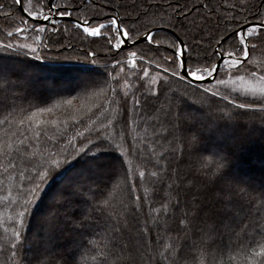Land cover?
Here are the masks:
<instances>
[{"label": "trees", "instance_id": "obj_1", "mask_svg": "<svg viewBox=\"0 0 264 264\" xmlns=\"http://www.w3.org/2000/svg\"><path fill=\"white\" fill-rule=\"evenodd\" d=\"M31 1L39 5L38 0ZM239 3L240 0H53V4L59 8L65 11L67 8L68 16L76 22L88 19L92 21V25H95L97 21L105 22L106 17L110 18L115 14L126 26L134 30V35L158 28L168 29L193 48V55L206 57L209 64L215 61L212 53L216 41L232 26L218 22L216 17L231 16L243 23L244 18L251 14L241 12L239 8L231 10V5ZM25 4L26 1L22 0L23 10ZM161 4H164L165 8ZM0 5H3L0 9V42L2 43L11 42L10 39L15 36L9 38L6 33L17 27L26 26L22 21H26L27 25L37 23L26 18L14 0H0ZM43 9V14H46L48 8ZM209 9L212 10L211 13ZM209 16L211 23H206L205 18ZM42 25L57 30L56 33L45 31L39 36L38 50L45 59L33 61L34 67L30 69V86L26 93L22 90H13L4 95L8 103L12 102V95H17L24 98L17 99L16 104L26 107L32 103L49 111L37 112L30 121L23 117L9 116L8 111H0V264H15L11 241L17 213L21 210L20 205L27 199L22 189L26 190L29 185L24 181L31 175L34 166H38L48 154L56 151L64 154L71 152L73 143L80 147L85 142V138L95 139L98 133H103L110 139L114 137L115 142L121 143V151L131 146L129 154L124 157L125 172L132 171L137 177V191L132 195L141 198L142 208L138 213L142 224L147 219L157 218L154 221L155 231H150L148 234L153 248L163 251L164 246L168 245L174 251L178 250L179 264H264V259L255 255L260 247L264 246V208L258 207V201L250 202L247 197L239 203L240 210L236 213V217L241 216L243 220L232 229H219L217 235L227 237L218 243L214 242L210 247L206 243H197L189 247L188 239L201 238V228L204 226L198 221L190 224L185 217L190 218L193 215V200L198 197L201 202H205L208 198L207 189L212 188L208 183L211 177H205L202 171H198L200 168L198 156H208V154L198 151V146L191 140L192 133L179 122L165 118L164 113L159 119H151L158 104L167 105L171 101L173 111L176 110L175 106L179 101L175 98H170L172 100L168 101L167 97L171 89H176L177 94H182L185 84L173 80L169 84L170 90L156 98L150 95L151 89L156 88L158 84L155 70H150L141 84L135 70L129 72L125 68L124 72H120V68L117 67L113 74L120 73L119 94L123 110L126 112L124 119H121L120 107L108 99L112 95L110 91L94 89L84 93L78 87L81 70L94 67L92 63L94 59L101 64L108 63V69H102L105 74L112 69L113 57L106 41L100 37L85 36L68 20L56 22L52 26ZM153 36L154 43L151 46L141 42L136 50L138 55L151 58L155 63L160 55L168 54L169 46L176 39L166 31H156ZM156 42H159V47ZM249 43H255L256 47L250 49L251 54L246 61V67L249 71L260 74L261 69H264V32L259 34V38L255 36L250 38ZM222 47L232 51L236 48V42L226 41ZM90 52L95 56H88ZM121 57L127 58L123 53H119L116 59ZM199 66H205L203 60ZM139 67L143 68L146 65L142 64ZM236 76L253 77L243 68L236 73ZM236 76L231 72L225 73L223 77L225 84L221 86V90H234L227 81ZM206 86L208 85H199V87ZM188 91L192 93L193 100L200 98V93L194 88L190 87ZM141 92L146 95H141ZM236 92L241 93L237 90ZM74 96L78 98L72 105L63 103L64 100ZM135 98L144 102L139 113L133 109ZM189 102L185 101V103ZM30 114V111L26 113V115ZM5 117H7L6 123ZM21 119H24L23 123L20 122ZM53 120L56 121L55 124L52 123ZM37 121H40L39 125ZM110 121L115 127L109 123ZM174 124L176 127H173ZM254 127L259 128V124H255ZM78 132L83 136L77 137ZM125 132L128 137L127 143H123ZM183 134L189 136L184 142L181 139ZM213 142H217L215 135L209 137V143ZM223 143L230 152V173L235 177V182L242 181L243 183L239 184L242 187L250 185L252 198H258L260 192L264 191V135L237 128ZM161 153L166 157L169 175L174 170L176 175L188 179L183 183L179 181L172 183L171 188L167 178L162 186L160 181L148 176L141 182L140 171L145 168L149 171L155 170L152 164ZM115 156L116 153L109 151L105 153L104 159L112 161ZM192 158L194 162H189ZM85 159L86 157H81L77 167ZM117 171H119L118 165ZM125 172L120 173L121 176L116 178L112 186L114 190H110L107 194L106 198L110 201L107 211L95 213V218L92 219L93 229L79 235L68 229L56 233L53 249L56 264H64V261L70 259L74 253L79 264H139L138 260L134 262L130 258L128 262L115 259L116 254L123 255L124 252L128 257L127 249L131 247L130 243L126 246L127 232L123 235L115 231V239H112L116 222L109 218V213L115 215L121 212V201L127 199L131 189V182L126 180ZM72 176L73 169L69 168L42 186L43 199L39 201L31 215L30 236L33 231L42 228L44 215L58 202L61 191L66 190L68 185L73 183ZM189 180L196 182V186L190 191H188ZM82 183L88 203L81 205L73 199L65 209L61 210L62 212L66 210L79 216L81 211H90L89 205H96L97 200L100 199L99 194L93 199L87 191L89 181L82 180ZM95 187L93 185L94 189ZM216 187H220V184ZM198 188L205 194L196 196ZM169 196H171L170 201ZM177 200L178 206H176ZM164 203L169 205L167 214L161 208V204ZM181 220H185V224L182 225ZM129 222L135 223V218L129 216L128 224ZM257 223L261 225L260 234L255 229ZM121 226H124L123 219ZM227 238L231 241H226ZM74 239L79 240L83 245L78 250L80 253L71 247ZM89 241L93 244L90 245Z\"/></svg>", "mask_w": 264, "mask_h": 264}, {"label": "snow or ice", "instance_id": "obj_2", "mask_svg": "<svg viewBox=\"0 0 264 264\" xmlns=\"http://www.w3.org/2000/svg\"><path fill=\"white\" fill-rule=\"evenodd\" d=\"M14 3L20 4L22 0H14ZM41 11L31 10V0L29 7H25L24 11L33 21H50L51 17L48 14H42L44 7L48 8L51 13L54 10L58 15L67 16L69 13L55 4L53 0H38ZM207 7V6H205ZM231 10L239 8L241 12H249L250 15L244 18V22L234 19V17L217 16L218 22H223L232 25L225 30V35L216 41V47L212 55L215 61L207 62L206 57L193 55V48L184 41L177 38L170 46L168 54H162L153 62L151 58L138 55L136 50L137 45L141 42L151 46L154 43L153 33L145 31L142 34L136 33L134 30L123 23V20L113 14L110 18L106 17L105 22L97 21L95 26L92 21L85 19L82 23H76L78 29H82L83 33L88 37H100L104 39L108 45L109 51L112 53L111 65L112 69H108V63L103 64L92 61L94 67L83 68L79 77L78 87L84 93L90 90L102 89L110 91L111 96L108 99L120 107L121 119H124L126 112L122 107V100L119 94V79L120 73H115L117 67L120 72H124L127 68L129 72L135 70L136 77L139 78L141 84L148 76L150 70H155L158 73V84L156 88L151 89L150 95L158 98L163 92L169 91L171 81H179L185 84V89L182 94L172 92L173 97L179 101L176 104V110L173 111L171 101L168 102V108H157L156 113H164L165 118L177 121L183 125L189 132L192 133L191 140L198 146L200 153H207L208 156H198L200 168L205 177H211L208 181L212 188L207 189V200H193V215L185 217L190 224L199 222L204 227L201 228V241L210 247L215 242V236L219 234L220 228H231L235 223L236 213L240 210L239 203L243 202L245 197L250 202H257L258 207L264 208V191H261L259 197L253 199L250 192V185L240 186L235 182V177L230 173V152L228 147L223 143L227 138H230L237 128H243L245 131H256L264 135V88L260 89V94L253 93L251 96L244 93H237L236 90H221V86L225 84V73L231 72L233 76L240 72L243 68L245 72L253 77L264 81V69H261L260 74L256 71H249L246 67V61L250 58V49L256 47L255 43L250 44L249 40L252 37L259 38V34L264 32V0H240L239 4L230 6ZM3 5H0V9ZM178 11V10H177ZM209 9V13H211ZM7 15V13L5 14ZM206 23H211V18H205ZM26 26L17 27L15 32H8L6 35L11 38L13 35L22 36L29 31L43 33L47 29L39 23L27 25L26 21H22ZM36 40L39 41V35H36ZM226 41H235L236 48L229 51L222 47ZM159 47V42H156ZM45 47H47L45 45ZM123 53L127 57L116 59L117 54ZM239 53V55H237ZM88 56H95L94 53H88ZM43 57L36 47H32L26 43H2L0 42V111H8L9 116L23 117L31 120L33 116L39 113L48 112L49 109L39 107L29 103L26 107L15 103L17 99H23L22 96L12 95L11 103L6 102L5 93H11L13 90H22L25 93L30 86V69L34 67V60H43ZM204 61L205 66H199L201 61ZM8 61V63H5ZM146 65L140 68L139 65ZM142 74V75H141ZM217 77H220L219 79ZM239 79V76H236ZM201 84H206V87H199ZM194 88L200 93L198 100H193L192 93L189 88ZM141 95H146L141 92ZM78 97L64 100L66 105H72L73 101ZM35 99V97H34ZM185 101H190L185 103ZM144 102L139 98L133 100V109L139 113ZM183 108V112L180 109ZM31 112L30 115L26 113ZM21 119V123L24 122ZM5 123L7 117H5ZM38 125L40 121L36 122ZM56 123L55 120L52 121ZM113 127L115 124L110 121ZM259 124V128L254 127ZM173 127H176L174 124ZM176 130H180L176 128ZM167 131V129H165ZM216 136V141L209 143V137ZM77 137H82V133H77ZM128 137L125 132L123 135V143H127ZM131 146L121 151V143L115 142L114 137L109 138L103 133H98L95 139L85 138V142L77 147L72 144V151L64 154L61 151L48 154L38 166H34L31 175L24 181L29 187L22 189L27 199H25L20 207L21 210L17 213L15 221V230L13 231V239L11 241L13 252L12 256L15 259V264H56L53 256L55 247L54 238L56 233L63 232L65 229L70 230L74 234H81L93 229L92 219L95 218V213H104L110 204L107 199V194L110 190H114L116 178L121 172H125L126 161L124 157L129 154ZM116 153L115 159L112 161L105 160L106 152ZM175 151V149H173ZM81 157L86 159L77 167V162ZM211 157V158H209ZM166 157L161 153L152 168L155 170L149 171L147 168L139 173L141 182L146 176L155 178L160 181L161 186L167 178L169 180V188L172 183L179 181L183 183L188 177H180L173 170L169 175V166L165 162ZM117 165L119 171H117ZM69 168L73 169V183L68 185L67 189L61 191L58 202L54 204L47 214L43 217V226L40 230H31V215L34 212L37 204L43 199V188L49 180L55 179L56 176ZM126 180L131 182V189L127 199L121 201V212L118 214L109 213V218L116 222L115 230L122 231L121 220L123 219L124 227L128 224V217H135L136 213L142 208L141 198L133 196L132 193L137 191L136 174L132 171L125 172ZM82 180L89 181L87 191L93 199H96L99 194L100 199L96 205H89V212L81 211L77 216L75 213L61 211L73 199H76L81 205L87 204L88 199L84 195V186ZM220 184V187H216ZM95 185V189L93 188ZM102 186V187H101ZM196 186L194 180H189L188 191ZM203 193L199 188L196 191V196H201ZM169 201L171 196H169ZM179 201L177 200L178 206ZM169 205L161 204V208L165 214L168 212ZM156 211V209H150ZM153 221L157 218L153 217ZM185 220L180 223L185 224ZM255 229L258 234L261 233V225L257 223ZM115 230L112 233V239H115ZM151 231L147 222L135 226V236L129 237V256L125 259H132L134 262L139 261V264H179V251H174L170 246L165 245L163 251L153 248L148 238ZM94 234V233H93ZM92 245L93 242L89 241ZM79 240L74 239L72 249L78 251L82 247ZM122 251H124L122 249ZM256 256L264 259V246L260 247ZM187 259V257H185ZM64 264H79L75 253L70 259L65 260Z\"/></svg>", "mask_w": 264, "mask_h": 264}, {"label": "rangeland", "instance_id": "obj_3", "mask_svg": "<svg viewBox=\"0 0 264 264\" xmlns=\"http://www.w3.org/2000/svg\"><path fill=\"white\" fill-rule=\"evenodd\" d=\"M25 1H26L25 7H29V0H25ZM80 6L82 7L83 4H81ZM161 6H163L165 8L164 4H161ZM31 10L41 11L40 5H38V4H36V3H34V2L31 1ZM43 11H44V9L42 10V14H43ZM66 11H68L67 8H66ZM55 23H51V24H48V25L52 26ZM92 26H95V25H92ZM14 28H16V27H14ZM46 29H47V32H53V33H56L57 32V30L55 28H52V27H49V28H46ZM80 30L82 31V29H80ZM10 32H15V30L13 29ZM82 33H83V31H82ZM36 35H39L40 36L41 33L33 34V32H31V33L24 34V35L19 36V37L17 35H15L12 39H10V41L13 42V43H26V44H30V45H32V47H36L38 49V47H39L38 44L40 42L36 40ZM84 35L87 36L86 34H84ZM155 76L156 77L158 76V73L157 72H155ZM227 82L231 86L232 89L237 90V91H240L241 93L247 94L249 96H251L253 93H255L256 95H259L260 94V89L261 88H264V81L259 80L258 76L257 77H249V78H247V77H240L239 79H237L235 77V78L229 79ZM173 91L176 92L177 90L176 89H171L170 94H169V97H167V100L168 101L169 100H172L170 98H174L173 95L171 94ZM6 102H8V100H6ZM161 107H163L165 110H167L168 104L167 105L158 104V106L156 107V109L157 108H161ZM180 112L181 113L183 112V108L180 109ZM162 114H163V112L157 114L156 111H155V115H153V117L151 119H159L162 116ZM188 138H189L188 135L186 136V134L185 135L183 134L181 139L184 142ZM189 162H194L193 158L192 159H189ZM242 183H243L242 181L239 182L240 185ZM195 199L196 200H200L198 197L195 198ZM134 218H135V223H131L130 224V222H129V224L126 227L121 226V228L123 229L122 231L115 230V231L121 232L123 235H126V232L128 233V241H126V243H127L126 246L129 244V237L130 236H135V234H136V232H135V226L142 224V221L140 219L139 213H136V215H135ZM242 220H243V217H241V216L236 217L235 223L233 224V226L238 225L237 223L240 222V221H242ZM146 222L148 223L149 228L151 229V232L152 231H155L154 230V227H155L154 221L152 219H150V220L147 219ZM233 226L231 227V229L233 228ZM224 237H227V236H220V237H219V235L215 236V238H214L215 239V242L218 243L221 239L223 240ZM188 240L190 242V246H189L190 248L193 245L197 244V243H202L201 238H195V239L189 238ZM226 241L230 242L231 240L229 238ZM77 252L80 253L79 251H77ZM54 253H55V251L53 250V254ZM125 257H127V255L124 252L123 255L116 254V258L115 259H116V261H121L122 260V261L128 262L129 259H125Z\"/></svg>", "mask_w": 264, "mask_h": 264}, {"label": "water", "instance_id": "obj_4", "mask_svg": "<svg viewBox=\"0 0 264 264\" xmlns=\"http://www.w3.org/2000/svg\"><path fill=\"white\" fill-rule=\"evenodd\" d=\"M17 5H18V9L20 10V12H21L22 14H24V15L26 16V18L32 20V18H31V17H28V16H27V13H25V11L23 10L21 3H20V4H17ZM50 17H51L50 21L68 20V21H71V22L74 23V21L71 20V19H70L69 17H67V16H53V15H50ZM35 22H37V21H35ZM48 22H49V21H48ZM48 22H45V21H42V20H41V21H38L37 23H39V24H46V23H48ZM75 23H79V22H75ZM156 31H166V32H168L169 34H171L172 36H174L175 39L178 38V37H177L172 31H170V30H168V29H161V28H158V29L150 30V32H152V33L156 32ZM179 40H180V39H179Z\"/></svg>", "mask_w": 264, "mask_h": 264}]
</instances>
